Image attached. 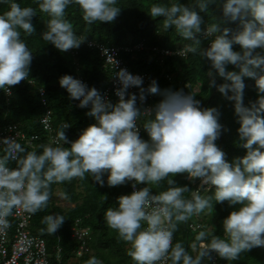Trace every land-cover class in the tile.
<instances>
[{"label": "clouds", "instance_id": "1", "mask_svg": "<svg viewBox=\"0 0 264 264\" xmlns=\"http://www.w3.org/2000/svg\"><path fill=\"white\" fill-rule=\"evenodd\" d=\"M36 4L47 17L42 40L60 51L79 48L86 39L67 18L70 6L79 7L86 31L97 23L114 22L121 11L118 0H36ZM0 5H7L0 13V89L10 94L11 86L29 77L33 51L22 36L35 32L31 20L37 8L21 7L15 0H0ZM147 13L153 19L163 18L160 26L164 33L174 31L190 42L183 46L182 56L191 54L210 63L209 86L234 101L239 139L246 155L228 163L215 143L222 132L218 109L201 107L192 93L162 87L158 77L144 88L140 76L120 69L115 73L119 99L113 104L95 87L64 75L60 86L79 101V108L90 107L86 115L94 117L96 123L75 141L68 140L65 129L70 125L63 123L52 143L39 146L40 152L26 150L16 139H3L0 233L11 227L9 217L14 210L31 215L45 210L53 184L91 176L103 186L102 177L107 173L109 187L134 181L132 193L118 197V207L104 213L106 225L117 234L118 242L126 245V254L134 264H204L213 252L233 261L245 251L264 247V0H192L187 4L170 0L151 3ZM209 15L215 20L206 22ZM225 24H235L236 28ZM202 40H209V46L203 47ZM233 45H239L241 51H234ZM146 49L151 50L150 46ZM107 63L117 62L109 56ZM229 64L239 72L227 71ZM216 75L226 82L217 85ZM244 77L255 80L258 98L250 106L243 103ZM130 87L139 88V96L129 94ZM147 95L162 99L154 107L141 110L137 100L143 103ZM141 120L150 140L139 135ZM177 174L198 179V188L175 186L172 177ZM164 181L167 189L152 194V189ZM139 184L147 186L137 189ZM214 202L239 205L223 220V238L202 228L188 246L183 241L174 242L180 225L212 213ZM64 220L61 214L44 216L42 224L46 227L40 232L53 235ZM91 240L92 236L90 245ZM84 264L103 262L92 256Z\"/></svg>", "mask_w": 264, "mask_h": 264}, {"label": "trees", "instance_id": "2", "mask_svg": "<svg viewBox=\"0 0 264 264\" xmlns=\"http://www.w3.org/2000/svg\"><path fill=\"white\" fill-rule=\"evenodd\" d=\"M15 2L21 7L37 8V13L31 20L35 32L30 37L22 36L33 51V59L28 79L21 81L18 85L11 86L12 93L10 95L0 89V128L5 124L13 123L28 134H39L45 137L46 134L40 122V117L45 110L41 105L36 87L44 85L48 90L50 107L53 109L52 121L55 133L66 122L70 126L65 129V134L69 141H75L84 129L94 124L95 118L86 115L90 111V107L81 109L77 106L79 101L70 97L67 90L60 86L59 79L64 75H71L76 79L79 75L85 76L90 81L89 88L95 87L102 95L104 89L111 83L112 72L103 67L99 50L91 48L87 44L88 41H96L106 46H121L133 45L142 40L147 46H150L151 50H135L122 54L131 70L147 72L152 77H158L157 83L166 89L183 90L185 94H194V98L200 101L203 108H217L220 113L219 123L222 125V132L215 143L225 153L226 161L231 164L237 158L246 155L247 150L241 146L243 142L239 139L238 128L240 125L234 110V101L227 99L216 87L209 86L211 78L207 76V72L210 69V63L206 59H200L191 54L182 56L180 53L183 46L190 42L179 38L174 31L164 33L160 26L163 18L153 19L147 13L151 3H169L170 0H118L121 11L115 21L97 23L87 31L88 26L82 20L79 7L70 6L66 10L67 18L73 24L78 35H86L85 42L79 48L74 49L75 53H71L69 50L60 51L51 43L42 40V33L47 30L44 21L47 17L39 12L36 0H15ZM179 2L187 4L192 0H179ZM4 10H7V5H0V13ZM217 15L220 14L217 13ZM205 19L206 22H212L215 17L209 15ZM224 26L236 28L235 24H225ZM154 46L173 51L179 50V52L160 55V53L154 52ZM202 46L208 47L209 40H202ZM233 50L239 52L241 48L239 45H233ZM226 70L239 72V69L231 64L226 66ZM30 79L35 81L34 85L29 82ZM243 80L245 83L243 103L245 106H250V103H254L258 98L255 80L247 77H244ZM215 81L217 85L226 82L218 75L215 76ZM199 83L200 89L195 91V84ZM228 95L230 96L232 93L229 92ZM110 102L115 104L116 100L112 98ZM137 107L140 108L139 104ZM141 138L146 141L150 140L144 129ZM19 143L28 151L35 149L38 152L42 151L39 146L46 144L39 141L35 147H31L25 141ZM64 146L70 147V144ZM10 166L15 167V164ZM107 176L108 174L105 173L102 177L105 182L103 186L91 176H87L85 180L74 179L70 183L53 184L48 207L34 214L33 231L46 239L49 251H54L58 246L62 247L61 264H71L72 257H78L74 253L77 243L71 236L72 226L78 218L82 220L83 225H88L93 229L91 247L95 252L78 257L80 263L75 261L72 264H84L92 256L100 259L103 264H134L126 254V245L123 242H118L117 234L108 228L104 220L105 211L110 207H118V197L129 191L130 181L123 185L109 187ZM172 179L176 182L175 186H187L190 190H194L187 174H177ZM145 186L147 185L142 184V187ZM167 187L168 185L164 181L159 188L152 189V194H158L166 190ZM58 189H60L64 201L70 203L68 207L58 202L56 198ZM211 191H215L214 186ZM64 194H67V199L64 198ZM238 207L239 205H229L228 202L222 204L214 202L209 223H205V218L208 216L206 214L194 217L191 221L199 220L205 224L203 228L206 229H208V225H213L214 234L223 238V220ZM54 214L63 215L64 223L53 235L46 232L42 234L40 229L46 227L42 224L44 216ZM189 223L180 225L179 231L174 235V242L183 241L185 246L195 242V236L202 228L194 231L189 227ZM192 254L195 255V253ZM204 264H264V247H254L245 251L240 254L237 260L233 261L224 260L213 252L211 259H205Z\"/></svg>", "mask_w": 264, "mask_h": 264}, {"label": "built area", "instance_id": "3", "mask_svg": "<svg viewBox=\"0 0 264 264\" xmlns=\"http://www.w3.org/2000/svg\"><path fill=\"white\" fill-rule=\"evenodd\" d=\"M87 44L91 48H97L99 50L100 56L103 60V67L110 69L112 72L111 83L102 92V97L104 99L111 101V99L114 98L116 103L118 102L119 98L115 93L116 89L120 87V85L115 77V73L120 69H126L134 76H140L143 80L142 86L144 88H147L153 80L156 81L155 77L150 76L148 73L132 71L125 58L122 56L124 53L134 52L135 50L142 51L146 49L147 46L144 41L141 40L135 42L133 45L128 44L121 46H106L96 41H88ZM153 49L154 52L160 53V55H170L175 52H179V50L173 51L171 49H161L158 46H154ZM69 51L71 53H75L74 49H70ZM109 56L117 62L115 65L107 63ZM78 79L90 87V81L85 76L79 75ZM29 82L33 85L35 84V81L32 79H30ZM36 87L41 105L45 110L40 117V122L46 136L43 137L39 134H28L22 131L17 124H5L0 128V154H2V148L4 147L2 143L4 138H13L16 139L17 142L25 141V143L31 147H35L39 141H42L43 143L45 142L46 144L53 142L56 133L53 127V109L50 107L48 90L44 85ZM159 88L163 90L160 86ZM11 93L12 90L10 89V94ZM128 93L137 94V96H139V88L130 87L128 89ZM161 99L162 97L159 95H147L146 100L143 103H141L138 99L137 104H139L141 110H143L154 107ZM142 122L143 121L141 120V124H138L140 136H142L143 132ZM95 123L96 121H94V124ZM190 181L195 183L197 189L200 183L199 180ZM133 183L134 181H130V189L125 195L132 193ZM139 188H142V184L137 185V189ZM33 217L34 215L28 214L22 209L14 210L13 215L9 217L11 227L6 231V233H0V264H61L62 247L58 246L54 251H49L46 239L37 232L33 231ZM204 225V223H201L197 219L196 221H190L189 223V227L192 230L203 228ZM71 230V236L77 243L74 249L76 256L80 258L86 254H90L92 252L90 245V239L92 236L91 227L83 225L82 220L78 218Z\"/></svg>", "mask_w": 264, "mask_h": 264}, {"label": "rangeland", "instance_id": "4", "mask_svg": "<svg viewBox=\"0 0 264 264\" xmlns=\"http://www.w3.org/2000/svg\"><path fill=\"white\" fill-rule=\"evenodd\" d=\"M195 91H199V89H200V83L199 84H195ZM193 184V187H194V190L196 189V185H195V183H192ZM56 198H57V200H58V202L61 204V205H63V206H65V207H68V205H70V203L68 202V201H64V199H63V196L61 195V191H60V189H58L57 191H56ZM210 213L211 212H208L206 215H208V216H206V218H205V223H209V218H210ZM209 227H208V230L209 231H212V230H214V228H213V225L211 226V225H208ZM191 243H193V242H191ZM95 251L94 250H92V253H94ZM73 258V260H71V264L72 263H74L75 261L76 262H78V263H80V260H79V258L78 257H75V256H73L72 257Z\"/></svg>", "mask_w": 264, "mask_h": 264}]
</instances>
